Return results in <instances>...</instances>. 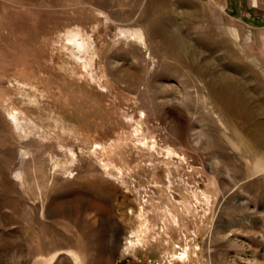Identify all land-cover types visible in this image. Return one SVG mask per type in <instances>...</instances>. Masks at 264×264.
<instances>
[{
	"label": "rangeland",
	"instance_id": "rangeland-1",
	"mask_svg": "<svg viewBox=\"0 0 264 264\" xmlns=\"http://www.w3.org/2000/svg\"><path fill=\"white\" fill-rule=\"evenodd\" d=\"M168 12L264 134V0H0V264H264L261 138L220 113L200 60L162 52L148 29ZM70 28L94 56L64 50ZM138 29L151 58L119 35Z\"/></svg>",
	"mask_w": 264,
	"mask_h": 264
},
{
	"label": "bare ground",
	"instance_id": "bare-ground-1",
	"mask_svg": "<svg viewBox=\"0 0 264 264\" xmlns=\"http://www.w3.org/2000/svg\"><path fill=\"white\" fill-rule=\"evenodd\" d=\"M188 15L190 18H192L190 20H195L191 14ZM156 17L157 22L155 26L153 28H149L148 31L151 33L152 37L159 38L158 45L163 50L162 51L160 49V51L169 54V56L182 63H194V61L200 60V66L196 68L195 74L200 77H209V81L207 82L208 93L214 98V100L217 101L218 104H221V107L218 108L220 113L231 115L233 117L231 121L232 123L239 122L246 125L255 126L256 128L254 130L249 129V134L254 138L260 137V141H256V146L258 145L264 147V134L258 129V124L255 118H250L248 116L249 110L246 105L247 96L241 94L240 85L235 82L228 73H215L213 71V65L215 63L213 58L207 57L206 59L201 58L199 55L197 56L192 54V47L190 45L189 38L182 33L180 26L172 18V15L169 12L166 13L165 16H163V14H156ZM64 35L66 36V43L64 46L65 51L76 49L78 52H80V54H84V57H87L91 54L94 56V42L86 32H83L79 28H70ZM119 35L128 36L139 43L140 46L144 48L148 58H151L152 53L159 52V48H154L152 44L149 45L145 42L143 32L140 29L137 31H120ZM208 46L210 49L213 48L211 45ZM90 61L92 62V59H90ZM5 113L7 115V121L11 127L14 130L21 131L22 126L17 113H15L13 109L5 110ZM233 135L234 138L239 141V143L245 145L246 139L241 133H238L234 130ZM151 146V148H154L155 143H152ZM71 155L74 157V153H71ZM167 155L169 157H178V154L172 149H167ZM258 167L264 169V158H261V161L257 163V168ZM193 196L196 197V194L194 193ZM169 214L175 221L173 215H171V213ZM143 226L145 228L146 225L145 223L141 222L142 229ZM146 229L147 227L140 232L133 231L131 233L133 237L132 239H129V244L127 247L130 249H135L137 246H143ZM171 257L177 262H183L188 260L189 254L187 249H182L175 251Z\"/></svg>",
	"mask_w": 264,
	"mask_h": 264
}]
</instances>
